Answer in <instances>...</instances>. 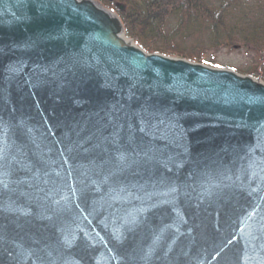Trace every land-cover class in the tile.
Instances as JSON below:
<instances>
[{"label": "water", "instance_id": "1", "mask_svg": "<svg viewBox=\"0 0 264 264\" xmlns=\"http://www.w3.org/2000/svg\"><path fill=\"white\" fill-rule=\"evenodd\" d=\"M0 264H264V82L0 0Z\"/></svg>", "mask_w": 264, "mask_h": 264}, {"label": "trees", "instance_id": "2", "mask_svg": "<svg viewBox=\"0 0 264 264\" xmlns=\"http://www.w3.org/2000/svg\"><path fill=\"white\" fill-rule=\"evenodd\" d=\"M96 1L118 14L126 37L143 52L207 64L200 49L237 46L253 59L244 74L264 82V0Z\"/></svg>", "mask_w": 264, "mask_h": 264}, {"label": "rangeland", "instance_id": "3", "mask_svg": "<svg viewBox=\"0 0 264 264\" xmlns=\"http://www.w3.org/2000/svg\"><path fill=\"white\" fill-rule=\"evenodd\" d=\"M95 3H97L96 0H94ZM100 6H102L100 3H98ZM105 8L104 6H102ZM105 10H109L111 12H114L117 16L118 14L106 8ZM186 47L187 50H192L189 44H192L194 41L190 40L188 41ZM200 55L204 57L203 59L208 62L206 65L210 67H214L216 69H224L228 71H232L234 73L240 74L242 76H247L245 71L249 68V64L252 63L253 59L250 54H248L244 49H239L234 47L233 49H227V48H222L221 50L218 51H213L210 49H200L199 50ZM254 78V77H253ZM258 78V77H256ZM259 79V78H258Z\"/></svg>", "mask_w": 264, "mask_h": 264}, {"label": "bare ground", "instance_id": "4", "mask_svg": "<svg viewBox=\"0 0 264 264\" xmlns=\"http://www.w3.org/2000/svg\"><path fill=\"white\" fill-rule=\"evenodd\" d=\"M125 37H126V35H125ZM127 38V37H126ZM261 80V79H260ZM262 81V80H261ZM263 82V81H262Z\"/></svg>", "mask_w": 264, "mask_h": 264}]
</instances>
